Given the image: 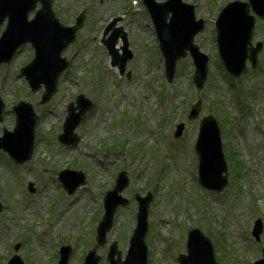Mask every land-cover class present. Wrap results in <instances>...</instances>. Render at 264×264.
Instances as JSON below:
<instances>
[{
    "label": "rangeland",
    "instance_id": "1",
    "mask_svg": "<svg viewBox=\"0 0 264 264\" xmlns=\"http://www.w3.org/2000/svg\"><path fill=\"white\" fill-rule=\"evenodd\" d=\"M51 1L63 25H72L79 13H85L81 33L62 53L70 66L60 77L56 94L47 104L36 106L43 89L31 93L19 77L20 68L33 57L28 45L10 64L0 67V96L5 104L0 135L2 129L12 131L11 108L18 102L32 104L37 115L29 163L15 166L0 151V264L14 254L16 243L21 245L17 254L25 264H56L61 244L72 248L69 264H81L95 243L103 195L119 171L128 174L129 185L121 196L129 205L118 209L106 245L97 249L99 264H107L112 242L117 243L121 258L125 257L136 223L132 194L147 192L153 198L145 238L148 264H176L193 228L210 239L217 264H252L260 259L264 248V50L257 69L234 84L233 89H253L241 113L222 65L217 66L214 32L218 14L234 0H183L194 6L196 19L205 21L203 32L195 38L209 57L202 91L193 86L189 58L178 63L172 83L166 82L153 25L140 0ZM116 17L121 18L118 26L126 32L133 53L125 71L129 78L110 67L99 44L104 27ZM253 40L264 43V21L257 20ZM80 94L92 101V110L75 130L79 144L61 146L57 136L66 106ZM198 99L202 101L199 119L189 122V108ZM206 115L224 125L221 140L226 161L230 148L242 165L243 175L236 183L227 162L229 182L221 194H210L197 184L193 144L199 120ZM179 123L185 124V130L174 140ZM64 168L80 171L87 179V185L72 197H66L57 182L56 171ZM27 182L34 183L35 194L28 193ZM256 219L263 223L259 243L251 236Z\"/></svg>",
    "mask_w": 264,
    "mask_h": 264
},
{
    "label": "water",
    "instance_id": "2",
    "mask_svg": "<svg viewBox=\"0 0 264 264\" xmlns=\"http://www.w3.org/2000/svg\"><path fill=\"white\" fill-rule=\"evenodd\" d=\"M142 1L148 8L155 24L160 49L165 57L168 81L170 82L173 78L176 62L184 57L188 50L194 59V84L197 89H201L207 75V59L198 53V49L192 43L195 33L203 26L201 22L198 24L193 22L192 8L182 5L179 3L180 0H168V3L163 5L156 4L155 0ZM175 1H178V7H176V12H172L170 25H166L165 21L168 13L171 12V5H174ZM37 2L42 4V9L36 13L34 20L27 22L28 13L34 10ZM250 8L256 16L264 19V0H248V3L229 4L216 21L219 55L226 69L235 78L245 74L244 64L247 59L252 64V68H255L257 55L261 50L260 44L255 49L250 45L254 28V18L249 15ZM6 17L8 18L7 27L0 38V64L9 63L18 48L25 43H31L35 50V58L21 70V75L26 77L33 91L37 90L41 84L45 86V93L42 96V103H45L55 93L58 78L67 68V63L60 59V54L74 40L75 33L81 26V18L77 20L74 27L63 28L54 19L50 10V2L47 0H0V25ZM117 21L118 19L114 20L106 31L113 29ZM113 31H116V36L103 40L102 43L112 57V66H117L122 74L124 65L131 58V54L127 51L126 35L122 33V29H113ZM118 36L124 43L122 48L124 55L120 60L114 50ZM77 101L76 108L69 107L63 134L59 137V140L67 145L76 144L77 139L72 134L73 130L80 123L85 112L91 108V104L83 97H79ZM3 108L0 101V121ZM75 110H78L77 114H74ZM13 111L16 114V127L13 133L4 131V136L0 139V149L8 153L18 164H22L28 161L32 155L36 117L31 106L27 104H19ZM199 111L200 103L191 108L189 119H196ZM182 131L183 125L178 126L175 138L180 137ZM195 151L199 157L200 184L209 191L221 192L227 184V173L219 130L213 118L207 117L201 121ZM68 175H73L76 178L70 181L67 178ZM59 181L69 194L74 193L75 189L77 190L78 187L85 184L83 175L69 171L66 174H61ZM127 185L128 181L121 173L116 186L106 194L103 200L105 214L97 229L96 247L105 244V237L112 226L116 209L120 205L127 204L119 197ZM30 190L33 192L32 189ZM150 201V196L144 199L138 198L137 227L130 240V249L126 259L124 262L120 261V252L117 251L116 243H114L107 255L110 264H146V248L143 240L147 232L146 217ZM257 225L255 236H258L261 230L260 223ZM187 253L186 257H179L180 264H215L209 241L203 238L197 230L189 233ZM69 254V247L61 248V259L58 264H67ZM98 261L99 258L96 257L94 249L86 257L85 264H98ZM9 264L22 263L17 257H14ZM256 264H264V260Z\"/></svg>",
    "mask_w": 264,
    "mask_h": 264
}]
</instances>
